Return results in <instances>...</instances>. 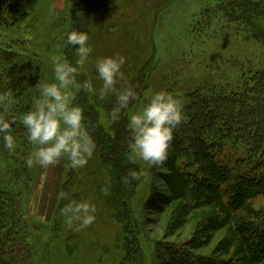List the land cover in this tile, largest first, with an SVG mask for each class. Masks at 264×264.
<instances>
[{"label": "rangeland", "instance_id": "obj_1", "mask_svg": "<svg viewBox=\"0 0 264 264\" xmlns=\"http://www.w3.org/2000/svg\"><path fill=\"white\" fill-rule=\"evenodd\" d=\"M258 1L264 5V0ZM24 2L16 20L0 23V52L9 51L16 56L10 65L7 56L0 59V71L14 90L25 94L33 91L38 97L36 84L52 82L54 78L50 57L66 58L69 51L66 36L73 24L72 2ZM221 8L218 0H111L102 11L91 15L85 29L93 52L83 76L96 75L97 59L122 54L126 63L119 83L137 80L143 86L126 116L139 111L155 91L167 90L182 99L185 126L190 120V107L201 98L248 92L254 75L264 71L262 43L244 26L227 19ZM12 82L19 84L14 86ZM95 83L99 88L100 83ZM92 97L99 108V121L108 129L112 124L109 111L101 107L103 100ZM23 100L19 94L6 113L23 133L15 135L17 147L11 153L0 140V184L21 191L33 264H167L166 249H176L181 264H199L207 258L235 263L242 261L243 245L234 236V227L252 224L253 229H263L264 195L248 201L246 209L236 212L226 204L240 174L238 168H245L252 177L264 175V152L252 150L248 158L244 142L226 137L214 154L220 165L224 163L231 170L232 179L221 186L219 193L215 191L219 194L217 199L208 185L200 186L205 170L196 163L194 150L189 146L183 149L177 170L185 174V181L191 180L190 185L175 178L166 162L161 167H151L132 156L142 174L130 199L140 252H126L122 224L110 216L106 203L109 192L104 185L110 178L106 171H100L99 164L88 162L84 168L71 171L67 159L62 158L47 170L38 165L30 169L25 166L35 148L27 141L20 123L29 110L19 107L25 106ZM241 156L245 161L238 163ZM200 158L203 163L206 161L205 156ZM48 175L55 178L54 188L46 196L43 189ZM169 175L178 194L170 188ZM62 193L68 199L61 198ZM70 199H89L96 205L92 225L79 231L69 228L67 217L60 210ZM183 205L190 207L185 215ZM259 264H264V260Z\"/></svg>", "mask_w": 264, "mask_h": 264}, {"label": "trees", "instance_id": "obj_2", "mask_svg": "<svg viewBox=\"0 0 264 264\" xmlns=\"http://www.w3.org/2000/svg\"><path fill=\"white\" fill-rule=\"evenodd\" d=\"M110 1L71 0V18L73 20L71 30L85 31V29H88L91 15L102 11ZM218 3L219 6L221 5L226 18L244 26L254 39L262 43L264 49V5L260 1L227 0L225 2L218 0ZM24 5V0H0V23L8 24L9 21L16 20L22 14ZM68 48L66 58L72 60L74 53L69 46ZM4 56H7L6 62L9 65L16 58L14 53L9 51L0 52V59H4ZM85 78L81 75L78 79L83 80ZM12 83L14 86L19 84V82ZM252 83L253 86L248 89V92L243 91L232 96L203 97L198 104L190 107V120L185 123V126L181 124L174 132V138L169 147L168 159L166 160V165L174 172L175 178L181 179L184 185H190L191 180L186 179L185 181L183 177L185 174L179 169L177 170V163L182 156L183 149L187 146L194 150L193 156H196V163L205 170L203 173L205 179L200 183V186L208 185L207 188H210L208 190L212 191L216 199L219 198L218 193L221 186L229 184L232 179L231 170H228L227 165L225 166L224 163L220 165L214 154L216 149L222 146L221 142L224 138L232 137L244 142L248 149V158L252 156L250 152L252 150L264 152V71L256 73ZM11 85L5 83L0 71V92L11 90L13 99L20 94L24 98L23 103L25 106L20 105L19 107L30 109L32 101L37 98L36 93L29 91L25 94V91L14 90ZM125 85L134 86L137 94L138 90L140 93L143 88L141 82L137 80H131ZM75 103L84 108L85 124L97 144L95 154L89 164L95 161L96 164H99L100 171H106L110 178L107 186L104 185L109 192L105 198L108 211L111 213L110 216L122 224L126 252L133 249L136 253L134 254L137 255L140 252L137 246L138 231L136 220L132 214L130 199L141 180L127 182L130 170L141 173L140 167L132 161V155L127 147L130 134L127 129L128 117L126 113L132 103L121 114L120 120L112 123L108 129L100 123L99 108L91 95L78 94ZM101 104V107L110 113L115 106V97L109 96ZM3 111L4 109L0 108V112ZM12 128L14 135L23 133L16 122L12 125ZM201 155L206 158L204 163L200 158ZM94 158L97 160H94ZM242 158L241 156L238 163L245 161V157ZM244 169L238 168L240 174H238L237 182L232 186V193L226 204L232 212L246 209L248 201L264 195V175L252 177ZM72 175L75 177V171ZM170 178L172 176L169 175L170 188L174 189L173 194H178L177 187L173 185ZM24 184L26 185L25 182ZM216 190L218 193L215 192ZM184 206L181 207V210L182 214L185 215L190 207H188L189 205ZM252 213L254 214V212ZM26 225L21 191L9 190L0 184V264H33V251L26 239ZM252 227V224L246 225V227L241 224L233 229L234 236L243 245L242 261L235 263L221 259L210 261L207 258L201 260L199 264H259L264 260V225L263 229H253ZM164 256H167L165 258L167 264L182 263L178 259L176 249H166Z\"/></svg>", "mask_w": 264, "mask_h": 264}, {"label": "clouds", "instance_id": "obj_3", "mask_svg": "<svg viewBox=\"0 0 264 264\" xmlns=\"http://www.w3.org/2000/svg\"><path fill=\"white\" fill-rule=\"evenodd\" d=\"M66 44L72 49L74 58L50 57L53 81L36 84L38 97L20 121L26 130L27 141L35 148L25 160L29 169L38 165L47 170L66 158L68 167L78 170L93 158L97 144L85 124L84 108L74 102L78 94L98 96L100 100L114 96L115 106L109 113L112 123L119 121L121 114L138 97L134 86L119 83L126 63L124 55L97 59L94 65L96 75L81 80L78 78L85 74V66L93 52L89 32L69 31ZM96 81L100 83L99 88ZM13 103L11 90L0 92V108L4 109L0 112V139L10 153L17 147L12 128L15 119L6 115ZM185 119L180 97L167 90L155 91L139 111L128 117L129 152L151 167H161L168 159L174 132ZM128 177L127 182L131 183L141 180L142 174L130 170ZM61 198L68 199V196L62 193ZM60 211L67 217L69 228L75 227L79 231L95 222L97 207L89 199H70Z\"/></svg>", "mask_w": 264, "mask_h": 264}, {"label": "crops", "instance_id": "obj_4", "mask_svg": "<svg viewBox=\"0 0 264 264\" xmlns=\"http://www.w3.org/2000/svg\"><path fill=\"white\" fill-rule=\"evenodd\" d=\"M52 168H53V167H52ZM54 169H55V168H54ZM50 170H51V169H50ZM55 170H57V168H56ZM49 172H50V171H49ZM54 178H55V177H54ZM54 178H51L50 175H48V177H47V179H46L47 182H46L45 187H44V189H43V190L45 191V195H46V196H49L50 193H51V190L54 188V184H53V183H54V182H53V179H54ZM51 183H52L53 185H52Z\"/></svg>", "mask_w": 264, "mask_h": 264}]
</instances>
